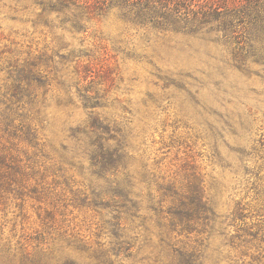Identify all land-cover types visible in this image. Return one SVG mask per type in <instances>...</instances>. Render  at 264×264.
I'll use <instances>...</instances> for the list:
<instances>
[{"label": "rangeland", "instance_id": "rangeland-1", "mask_svg": "<svg viewBox=\"0 0 264 264\" xmlns=\"http://www.w3.org/2000/svg\"><path fill=\"white\" fill-rule=\"evenodd\" d=\"M39 1L49 0H0V51L11 50L20 58L53 56L50 65L69 87L65 94L53 83L47 95V122L39 134V142L46 144L43 155L49 152L58 160L52 149L59 154L60 146L66 145L68 156H74L68 129L83 124L87 111L77 94L73 67L78 59L84 63L95 59L113 80L97 77L100 95L108 93L96 112L107 120H128L126 126L138 134L133 144L139 154L129 160L133 171L144 174L146 165L145 174L158 177L189 174L187 163H192L201 174L222 181L217 203L222 214L229 212L231 199L245 197L236 186L234 171L222 170L211 156V141L203 138L202 129L206 122L221 128L219 152L235 168L238 155L233 149L254 146L264 173V152L258 144L261 138L264 141V62L250 60L237 69L224 63L225 53L211 41L213 36L138 28L107 4L95 19L83 18V32L71 23L62 25V14L43 13ZM4 79L5 72H0V88ZM57 96L70 98L72 104L57 105ZM249 113H255V122ZM219 116L235 122L234 133L225 131ZM239 121H247L250 131ZM42 154L0 132V155L15 162L22 173L0 174V264H106L109 211L89 203L91 193L107 190L108 182L89 173L84 155L76 157L82 170L63 165V174H53L55 162L44 160ZM84 198L87 204L80 206ZM139 214L147 220L125 231L134 238V251L115 264H169L172 256L160 242L164 222L152 216L145 203ZM194 239V234L174 233L168 242L187 247L195 244ZM203 252V264H231L230 253L218 238Z\"/></svg>", "mask_w": 264, "mask_h": 264}, {"label": "trees", "instance_id": "trees-1", "mask_svg": "<svg viewBox=\"0 0 264 264\" xmlns=\"http://www.w3.org/2000/svg\"><path fill=\"white\" fill-rule=\"evenodd\" d=\"M43 13L62 14V25L86 32L83 18L95 19L104 7L119 10L124 22L138 28L155 32H174L185 37L213 36L225 53L224 63L240 69L250 60L264 62V0H49L39 1ZM66 61V57L59 56ZM94 61V62H93ZM52 57L44 54L20 58L11 50L0 51V72H5L4 84L0 88V132L9 139L25 143L42 154L46 147L40 143V130L46 119L48 93L55 83L59 90L68 94V86L55 74L51 66ZM73 73L77 77L76 88L87 120L68 129V138L74 143V156H68V147L60 146V153L52 149L42 157L54 161V174H63V165L77 168L78 155L87 159V170L93 176L106 179L109 184L103 192H92L94 197L89 206L102 207L109 211L105 222L110 248L106 251V264H115L119 258H128L134 251V238H128L127 227L143 223L147 217L139 212L145 203L147 211L164 222L166 229L160 239L169 250L172 262L169 264H203L204 249L213 238H218L225 251L230 253L231 264H264V173L262 165L257 164V150L233 149L238 155V165L226 163L219 152V142L223 141L221 128L215 123L206 122L202 129L204 139H208L211 156L222 170L234 171L236 186L245 191V197L231 199L227 214L218 210V200L223 193V184L208 174H201L192 163L189 174L156 176L131 169L129 160L135 159L139 148L133 143L138 137L125 123L107 120L95 109L101 108V100L108 90L100 95L96 88L97 77H106L112 82L110 73L94 60L75 62ZM53 75V76H51ZM104 80V79H103ZM100 79L99 81H103ZM102 84V83H99ZM110 88V87H109ZM57 105H71V99L57 96ZM250 112V110H249ZM214 115H217L213 112ZM255 113H249L255 122ZM223 121V117H220ZM225 131L234 133L235 122L228 119ZM242 129L250 131L247 121L238 122ZM224 131V130H223ZM264 152V141L258 142ZM35 152V151H34ZM141 156V155H140ZM137 173V174H136ZM0 174H22L15 162H7L0 155ZM180 177V178H177ZM211 179V180H210ZM210 180V181H209ZM142 186V187H140ZM137 189V190H136ZM87 204L80 199L79 205ZM194 234L193 246L169 244L172 234ZM114 259V260H113ZM72 264V263H68ZM117 264H122L121 262Z\"/></svg>", "mask_w": 264, "mask_h": 264}]
</instances>
